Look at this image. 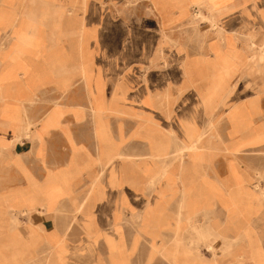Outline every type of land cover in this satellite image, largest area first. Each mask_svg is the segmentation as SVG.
<instances>
[{
	"label": "crops",
	"instance_id": "1",
	"mask_svg": "<svg viewBox=\"0 0 264 264\" xmlns=\"http://www.w3.org/2000/svg\"><path fill=\"white\" fill-rule=\"evenodd\" d=\"M1 1L18 9V34L34 44L27 55L39 56L31 67L16 69L5 86L40 87L23 118L52 120L44 129L37 123L41 140L26 143L23 138L0 145V197L14 201L9 212L34 215L35 208H41L48 213L47 223L31 229L29 219L22 218V231H35L42 238L39 249L58 245L66 237L68 249L77 248L67 264H264V96H259L262 83H248L246 76L253 70L246 67L240 83H211L199 102L204 113L214 115L209 140L204 137L198 143L205 146L201 151L173 160L169 155L183 150V133L142 129L143 119L152 118L136 111L141 104L137 90L123 83L122 75L110 72L130 61L141 77L147 67L135 66L141 53L121 49L119 43L127 44L135 33L148 40L167 35L162 31L167 15L154 4L159 0H142L150 9L145 22L154 26L138 31L125 17V5L138 0ZM191 1L195 3L190 0L179 8L195 7ZM217 1L222 2L218 22L230 27L246 24L249 9L264 5V0ZM59 8L65 11L57 14ZM172 16L176 23L191 22L179 9ZM258 30L255 26L253 32ZM239 47L247 58L253 55L242 41ZM62 65L67 73L59 77L54 70H62ZM256 68L260 71L259 65ZM240 85L247 94L240 89L237 99L261 107L256 105L255 115L233 121L232 93ZM174 96H180L176 88ZM189 97L197 98L193 91L183 96ZM221 104L224 111H218ZM164 113L153 116L163 126L169 119ZM175 114L173 119H183L178 107ZM209 119L203 117L204 125ZM13 135L0 131L8 141ZM161 150L168 156H159ZM78 206L79 223L66 218L58 222L57 216L75 215ZM9 230L0 227V232ZM71 231L81 234L80 241L68 237ZM195 231L218 238L227 260L221 261L215 245L208 251L212 256L200 249L196 254L181 251L180 240ZM170 238L176 246H168Z\"/></svg>",
	"mask_w": 264,
	"mask_h": 264
},
{
	"label": "rangeland",
	"instance_id": "2",
	"mask_svg": "<svg viewBox=\"0 0 264 264\" xmlns=\"http://www.w3.org/2000/svg\"><path fill=\"white\" fill-rule=\"evenodd\" d=\"M159 1L158 3L154 2V4L156 3V9H159L158 7L161 6L167 15L168 22L162 27V31L164 30L167 35L163 34L161 40L159 38L157 40H148L144 36L135 33L130 35V40L127 44L119 43V48L121 49H131L135 53H141V56L135 62V66L139 68H144L145 65L147 66L141 73V77L134 72L130 61L126 63L129 64L128 66L125 64L119 67L118 71L110 72H117L122 75L123 83H130L129 87L137 90L141 104L137 106L136 111L144 112L145 117L152 118L143 119V124L140 125L142 129L144 128L155 133L159 128H162L170 134L175 133L178 129L179 133H183L180 135L184 139V147L192 146L191 144L198 140L200 129L203 130L202 133L204 134L209 129L210 124H214V121L211 120L214 115L209 117L207 113L201 110L199 104L201 97L211 90V83H237L235 82L236 79L230 78L232 72L238 75L241 74V69L244 75L246 73V67L247 71L252 68L256 71V66L259 65L260 71L257 70V72L261 77L250 76L249 73L246 78L249 80L248 83H262L263 86L259 96H264V56L262 55L264 53L260 52V48L264 47V5L252 12L249 9V12H247L248 22L246 24L243 23L240 26H234L229 31L218 32L212 28L210 23H204L201 20L195 19V11L200 10L205 15L209 14V9L206 7L205 2H196V9V7L191 5L179 8L177 4L180 0ZM141 2L142 0L134 3L130 1L131 4L125 5V17L127 19L129 18L128 20L131 21V24L137 27V31L138 28L152 29L154 26L150 22H145V17L150 12V9L144 6L147 2ZM221 3V1L218 2L219 8ZM4 5L5 2L0 0V28L3 30V34L0 32V131L6 130L8 132H14V135L11 141L5 140V137H0V145L20 142L23 137L25 138L24 142L32 143L30 141L35 139L41 140L42 137L38 133L41 134V129L46 128L48 126L47 122L49 121V118L37 122L29 118H23L27 104H33L37 100L34 90H38L40 87L32 88L29 86V83L5 86L4 81L14 78L16 69H20L22 66L28 68L33 63H37L39 56L33 57L29 54L27 55V53L33 50L34 44L27 39H23L18 34L15 25L18 9ZM183 8H185L184 11H182ZM175 9L180 10L182 17H189L191 22L176 23L173 21L172 11ZM58 10L62 11L64 9L59 8ZM48 11L47 8L43 10L42 16L48 13ZM220 24L222 25V23ZM255 26L259 27L256 33L255 31L253 32ZM226 34L227 37L231 36L232 39H227L225 42L223 38H225ZM213 36L214 39H211ZM241 41L252 51L253 55L251 57L247 58L245 52L240 49L239 43ZM252 42L255 44L253 48H251ZM61 69L54 70L55 75L59 77L60 75H66L67 72L63 65ZM104 74L106 75L107 73ZM138 83L152 84L148 87L149 84L148 86H142ZM155 85L157 87H154ZM175 88L180 95L177 98L174 96ZM240 89L241 91H245L240 85L232 93L231 116L233 121L256 114L255 107L257 104L252 105L247 102H240L237 99V96L240 95ZM58 90L64 92L59 88ZM192 91L196 94L197 98L195 100H192L190 97L187 99L183 98L185 94H191ZM243 91L241 94L246 95L247 93ZM203 102L206 108H208V99L203 98ZM223 104H221L220 108L222 107L221 109L224 111ZM257 106L258 108L261 107L260 103ZM176 107H178L179 112H183V119L181 120L173 119L176 117ZM58 108H60L59 105L56 106V109ZM220 108L218 111L221 110ZM160 111L165 112L169 118L167 124L164 126L153 119L154 114ZM204 116L210 118L206 125H204L203 121ZM39 122L40 124L42 123L41 129L37 127V123ZM49 122L52 123V120ZM234 126L236 127V125ZM209 133L205 135L206 142L209 140ZM28 134L30 135L29 138L27 137ZM194 147L182 156L173 153L169 155V158L173 160L179 158V160H182L186 157V154L191 156L192 152H198L205 148V146L198 144ZM164 152H167V150H161L158 153ZM11 202L14 203V201L3 200L0 197V227L12 229L8 232H0V264H67L68 259H70V254H74L77 248L73 245L71 249H68L66 237H62L60 243H56L58 245H52L49 249H39L38 241L42 238H39L40 236L37 235V238H35L36 242L31 239L33 241L31 243L32 246L25 245L21 248V250L24 248V252L22 253L24 255L22 257L19 258L14 255V250L12 248L9 249V242L13 236L15 226L18 223L23 224L22 218L27 217L29 219L28 224H30L28 227H31V223L34 225L47 223L49 216L48 213L40 212L43 210L39 208H35L36 213L34 215L30 213L31 211L17 215L15 211L9 212V208H14ZM39 203L41 202H37V206H42ZM79 216L78 206L75 215H61L57 216L56 219L59 222L66 218L69 222L79 223ZM186 235L188 236L187 240L184 241L181 239L178 245L171 238L168 239V246L177 245L181 251H192L193 254H196L194 250L198 251L200 249L206 256H212V252L208 251L212 250V245H215L217 249L219 248L216 254L223 256L221 261L227 260L224 255L225 246H220L219 244L221 242L218 244V238L211 236L209 232L195 231L193 233H186ZM68 237L72 241L78 242L81 239V234L76 231H71L68 233ZM56 239L58 240V237Z\"/></svg>",
	"mask_w": 264,
	"mask_h": 264
},
{
	"label": "bare ground",
	"instance_id": "3",
	"mask_svg": "<svg viewBox=\"0 0 264 264\" xmlns=\"http://www.w3.org/2000/svg\"><path fill=\"white\" fill-rule=\"evenodd\" d=\"M188 1H190V0H180L179 2H178V7L180 6V5H182L183 3H185V5L187 4V2ZM202 1V0H201ZM193 1H191V3H192ZM196 2H200V0H195V3ZM203 2H205V4H206V7L209 9V14L208 15H205L203 12H201L200 10L199 11H195V19H198V20H201V22H204V23H210V25L212 26V28H214V30H216V31H229V30H232V28L233 27H230V26H226V25H221L219 22H218V19H217V16H216V13L217 12H220V8L218 7V2H220V1H216V0H203ZM195 3L193 2L192 4L193 5H195ZM196 7V6H195ZM196 9H197V7H196ZM185 10V8H183V10L182 11H184ZM65 10H62V11H60V10H58L57 11V14H60V13H62V12H64ZM111 14V13H110ZM235 14V13H234ZM234 16H236V15H234ZM233 16V17H234ZM236 18V17H235ZM225 19V18H224ZM231 19V18H230ZM238 21H237V23L236 24H240V22L242 21L241 19L239 20V19H237ZM223 21V20H222ZM225 21V20H224ZM231 21V20H230ZM224 23V22H223ZM226 23V22H225ZM229 24V23H228ZM83 27V26H82ZM235 33V32H234ZM7 37V36H6ZM9 39V38H8ZM227 39H232L231 38V36H229V37H227V34L225 35V38H223V40H225V42H226V40ZM33 40V39H32ZM21 44V43H20ZM5 45V44H4ZM254 42H252V44H251V48H253L254 47ZM25 46V45H24ZM24 46H23V49H24ZM17 47V46H16ZM27 47V46H26ZM28 48V47H27ZM17 49V48H16ZM158 50V49H157ZM24 52V51H23ZM260 52L261 53H264V47H261L260 48ZM15 53V52H14ZM17 53V52H16ZM20 54V53H19ZM25 54V53H24ZM263 56H264V54H262ZM15 56V55H14ZM20 56V55H19ZM24 56V55H23ZM22 56V57H23ZM13 58V57H12ZM11 58V59H12ZM18 58V57H17ZM201 60V59H200ZM16 61V60H15ZM155 61H156V59H155ZM12 62V61H11ZM248 69H249V67H248ZM251 70H253L252 71V73L250 72V74H252V75H259V73L257 72V71H255L253 68L251 69ZM230 78H232V79H236V82L237 83H239L240 81H241V79H242V73L241 74H238V75H236L234 72H232V74H231V77ZM258 80V79H257ZM232 90V89H231ZM1 91H2V88H1ZM150 92V91H149ZM232 92V91H231ZM230 93V92H229ZM228 95H230V94H228ZM227 95V96H228ZM1 98V97H0ZM221 102V101H220ZM222 108V107H221ZM220 108V109H221ZM141 110V109H140ZM139 112V111H138ZM49 123H51V122H47V124H49ZM210 124V123H209ZM208 127V126H207ZM214 128V126L211 124L210 125V130H212ZM33 129H34V127H33ZM36 129V128H35ZM202 133V132H201ZM208 132H206V133H204V134H202V135H200V137H198V140L196 141V144H198V143H200L203 139H204V137H205V135L207 134ZM25 134V133H24ZM29 134H28V138H29ZM24 138V137H23ZM195 144V145H196ZM192 145V144H191ZM194 145V144H193ZM193 148V146H185V147H183L182 149V151H180V152H178V154H179V156L181 155H184V153H186L187 151H190L191 149ZM195 148V147H194ZM179 151V150H178ZM159 154V156H162V157H167L168 156V153L167 152H164V153H158ZM163 170H165V168L163 169ZM162 170V171H163ZM162 171H159V173L160 172H162ZM168 172V171H167ZM166 172V173H167ZM154 178V177H153ZM158 178V177H157ZM155 180V179H154ZM156 181V180H155ZM154 181V182H155ZM154 184V183H153ZM152 189H153V187H152ZM231 197V196H230ZM233 197V196H232ZM231 197V198H232ZM235 200H236V198H235ZM39 204H42V203H39ZM236 204V203H235ZM42 206H43V204H42ZM84 207V206H83ZM39 209H41V208H39ZM42 210V209H41ZM44 210V209H43ZM257 210V209H256ZM40 211V210H39ZM40 212H44V213H47L46 211H40ZM33 225V223H31V227H33L32 226ZM24 225L23 224H21V223H18V225H16L15 226V228L13 229L14 231H13V236L11 237V239H10V242H9V249L10 248H12L13 250H14V255L16 256V257H22V255H24V254H22L24 251H23V249L21 250V248L23 247V246H25V245H31V243H33V241H35L36 242V239L35 238H37L36 236L38 235V233L37 232H35V231H28L27 233L26 232H23L22 230L24 229ZM31 227H28L29 229H31ZM35 227V226H34ZM39 238H41V237H39ZM31 239H33V241L31 240ZM35 239V240H34ZM40 241V240H39ZM38 241V242H39ZM32 246V245H31ZM30 247V246H29ZM177 248V247H176ZM28 251V250H27ZM27 251H26V253H27ZM174 259H175V256H174Z\"/></svg>",
	"mask_w": 264,
	"mask_h": 264
}]
</instances>
